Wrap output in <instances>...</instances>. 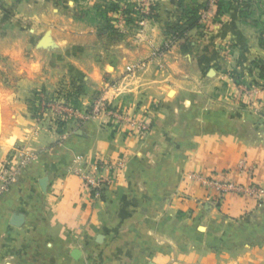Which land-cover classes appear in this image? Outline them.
I'll return each instance as SVG.
<instances>
[{
  "label": "crops",
  "instance_id": "0c3cea01",
  "mask_svg": "<svg viewBox=\"0 0 264 264\" xmlns=\"http://www.w3.org/2000/svg\"><path fill=\"white\" fill-rule=\"evenodd\" d=\"M16 2L11 31L0 11V166L16 175L0 264H264V0H216L163 55L182 4L201 14L210 0ZM128 3L155 12L98 13ZM53 100L70 108L59 132ZM98 100L120 118H88ZM87 175L110 183L95 192ZM199 177L242 192L218 205Z\"/></svg>",
  "mask_w": 264,
  "mask_h": 264
},
{
  "label": "built area",
  "instance_id": "2783aa9c",
  "mask_svg": "<svg viewBox=\"0 0 264 264\" xmlns=\"http://www.w3.org/2000/svg\"><path fill=\"white\" fill-rule=\"evenodd\" d=\"M215 7H216V0H210L209 6L201 11L200 22L206 21L209 17H211L214 13ZM138 8L140 9L142 15H145L147 13L145 9V3L143 4L139 3ZM173 42L174 41H171L170 45L173 44ZM169 48L170 46L166 45V47H164L163 50L159 52V55L165 54V52ZM263 87H264V82H263ZM101 113H107L111 117L120 118V116L116 115L114 111L110 109L109 106H107V104H104L103 100H98L94 103L92 110L88 115V118H94L100 115ZM128 121L133 126L138 128L140 136L149 135V133L152 131V121L149 117H144L140 119H136V118L134 119L130 117ZM99 168L101 170L103 169L104 171L112 170L111 165H107V164H102L99 166ZM199 179L207 187V189L214 191L218 194L215 200L218 205L222 203L223 197L226 194L231 192H235V193L242 192L241 186L231 181H220L214 177L213 178L199 177ZM15 180H16V175L9 167L0 166V197L10 189V187L13 185ZM85 182L86 185L91 190L97 192L110 183V178L103 175L100 176L87 175L85 177ZM245 193L253 195V194H258V191L252 189Z\"/></svg>",
  "mask_w": 264,
  "mask_h": 264
},
{
  "label": "rangeland",
  "instance_id": "374dc122",
  "mask_svg": "<svg viewBox=\"0 0 264 264\" xmlns=\"http://www.w3.org/2000/svg\"><path fill=\"white\" fill-rule=\"evenodd\" d=\"M57 1H59V2H61V0H57ZM51 7H52V4L51 3H49V4H41L40 5V7H39V9L40 10H48V12L49 13H52V9H51ZM104 7V6H103ZM121 9H122V11L121 12H119L120 14H122L123 16H125V11H126V6H125V4H122L121 6ZM138 7H139V5H138ZM137 7V9H139ZM37 8H38V5H37ZM108 8V7H107ZM30 9V8H29ZM145 9H146V14L145 15H150V14H152L153 15V13H151L150 12V7H149V5L148 6H146L145 5ZM0 11H1V13H3V14H5L6 16H7V18H6V22H5V25H6V29H8V30H12L13 29V20L12 19H10L11 18V16L13 15V14H15V13H19V10H18V5H17V2H16V0H0ZM134 14H137V13H134ZM139 15H141V12H140V14ZM124 23V22H123ZM123 23H121V22H119L118 23V25H121V27H122V24ZM124 25V24H123ZM125 25L123 26V30H125ZM122 29V28H121ZM106 40H108L107 38H104L103 39V41H106ZM171 41H174V40H172V39H167L165 42H164V44H163V46L161 47V50H163V48L164 47H166V45H169V46H171L170 45V43H171ZM160 50V51H161ZM159 51V52H160ZM6 64H8L7 63V60H6ZM6 77H9L10 75H11V73L9 72V70H7V72H5V74H4ZM1 77H3L2 76V72H1ZM58 88H57V91L55 90V94H57L58 95V97H54L53 99H55V100H57L62 94H65L67 91H69L68 90V85L66 86V84H64V83H62L61 81L59 82V84H58V86H57ZM48 104H50L51 105V107L49 108V109H51L52 111H53V116H52V119H51V121L50 122H52L53 123V125H54V128H55V130H56V132H59V131H62L63 130V128H64V126H65V124L67 123V121L66 122H64V119H65V111H63L64 109H63V107H68L67 106V104H66V102H60V101H52V102H49ZM104 104H107V106H109L110 107V109H112L113 111H114V113L116 114V115H119L114 109H113V107L111 108V104H109L108 102H106V101H104ZM94 105V104H93ZM58 108H59V110H61V109H63L62 111H63V113L61 114V112H59V110H58ZM69 108V107H68ZM70 109V108H69ZM66 114H69L68 112H66ZM104 114V113H103ZM105 114H107V113H105ZM108 115V114H107ZM120 116V115H119ZM118 119V118H117ZM37 120H39V121H42V120H44V118H41V116H38L37 117ZM38 121V122H39ZM150 134V133H149ZM147 136V135H146ZM146 136H141V137H146ZM111 170H109L108 172H107V174L110 172ZM109 175V174H108Z\"/></svg>",
  "mask_w": 264,
  "mask_h": 264
},
{
  "label": "trees",
  "instance_id": "16d2710c",
  "mask_svg": "<svg viewBox=\"0 0 264 264\" xmlns=\"http://www.w3.org/2000/svg\"><path fill=\"white\" fill-rule=\"evenodd\" d=\"M138 4L135 3H128L126 4V11L125 13L128 15H132L137 13L140 14V9H137ZM201 6L194 5H184L182 4L183 9V20L181 23L177 24L176 26L171 28L170 36L172 40H180L183 39L186 34L191 31L192 29L198 28L200 26V10ZM122 9L118 4H111L107 9H98V13L100 14L101 18L105 20L107 23L108 21V13H119ZM150 12H155V7H150ZM141 16V15H140ZM152 16V14H150ZM108 28V27H107ZM264 67V66H263ZM264 70V68H263Z\"/></svg>",
  "mask_w": 264,
  "mask_h": 264
},
{
  "label": "water",
  "instance_id": "95a60500",
  "mask_svg": "<svg viewBox=\"0 0 264 264\" xmlns=\"http://www.w3.org/2000/svg\"><path fill=\"white\" fill-rule=\"evenodd\" d=\"M0 127H1V117H0ZM23 222H24L23 215H15L12 219V225L15 227H20L23 224Z\"/></svg>",
  "mask_w": 264,
  "mask_h": 264
},
{
  "label": "bare ground",
  "instance_id": "6f19581e",
  "mask_svg": "<svg viewBox=\"0 0 264 264\" xmlns=\"http://www.w3.org/2000/svg\"><path fill=\"white\" fill-rule=\"evenodd\" d=\"M47 41L45 40L44 43H46Z\"/></svg>",
  "mask_w": 264,
  "mask_h": 264
}]
</instances>
